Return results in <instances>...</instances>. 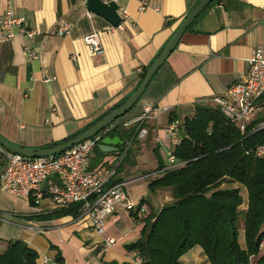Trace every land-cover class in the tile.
<instances>
[{
  "label": "crops",
  "instance_id": "crops-1",
  "mask_svg": "<svg viewBox=\"0 0 264 264\" xmlns=\"http://www.w3.org/2000/svg\"><path fill=\"white\" fill-rule=\"evenodd\" d=\"M8 1L17 15L25 17V27L36 34L27 38L15 28L12 39L0 42V135L20 147L37 149L73 135L120 106L200 0H151L143 11L138 0H114L128 16L123 20L124 29L112 32L103 29L109 22L101 16H87L82 0H0V17ZM58 21L71 25L67 35L54 33ZM92 31H98L102 47L96 55L89 53L83 41ZM257 45L264 50V0H212L189 24L139 100L114 121L119 127L106 129L102 140L111 148H95L89 155V170H117L115 176L127 182L126 192L137 208L147 197L149 179L143 177L154 173L157 166L152 150L157 147L160 151V144L168 143L165 127L170 118L181 122L199 104L216 107L213 98L226 96L229 87L247 73L248 59ZM25 46L35 58L29 57ZM46 78L49 80L44 81ZM146 102L168 107V111L145 123L147 138L133 141L132 154L116 169L134 128L120 125L139 115ZM259 107L264 113V107ZM3 168L0 155V173ZM168 196L167 192L153 195L156 201ZM148 204L150 210L156 208L150 201ZM44 205L49 208L47 201ZM156 205L158 210L162 204ZM150 210L146 207L144 214ZM0 212L17 223L32 208L27 199L0 189ZM32 221L43 232L0 223V253L7 241L20 239L37 252V264L43 256L53 261L61 256L63 264H130L135 252L124 245L139 237L142 226L141 219L122 206L105 219L102 234L89 228L84 219L71 216ZM105 237L114 238V244L104 247ZM238 240L244 246L242 226ZM180 261L211 264L198 245Z\"/></svg>",
  "mask_w": 264,
  "mask_h": 264
},
{
  "label": "trees",
  "instance_id": "trees-1",
  "mask_svg": "<svg viewBox=\"0 0 264 264\" xmlns=\"http://www.w3.org/2000/svg\"><path fill=\"white\" fill-rule=\"evenodd\" d=\"M145 72L141 73V80ZM260 101L259 105L264 107V94ZM111 110L73 135L43 148L76 137ZM260 123L263 126L257 128ZM133 133L134 128L129 135ZM259 149L264 150V113L259 112L241 133L218 107L196 105L194 114L181 121L180 141L174 147L176 159L184 164L161 171L164 158L157 147L152 150L157 162L153 171L161 172L149 179L147 189L153 195L167 192L171 201L143 216L138 210L145 200L139 202L137 210L131 211L132 216L142 221L139 237L124 248L142 256L144 264H182L180 257L196 245L211 264H264V153L258 155ZM131 154L128 148L116 169ZM121 180L114 175L109 183ZM240 185L247 194L244 208ZM28 202L33 205L31 199ZM81 211L82 203L76 202L22 218L37 221L76 218ZM241 226L244 246L238 240ZM21 242L25 260L18 248L7 241L6 249L0 253V264H37V252ZM55 261L63 264L61 256H56Z\"/></svg>",
  "mask_w": 264,
  "mask_h": 264
},
{
  "label": "built area",
  "instance_id": "built-area-1",
  "mask_svg": "<svg viewBox=\"0 0 264 264\" xmlns=\"http://www.w3.org/2000/svg\"><path fill=\"white\" fill-rule=\"evenodd\" d=\"M86 2L87 0H82ZM114 1V0H112ZM151 0H138L139 10L143 11L149 7ZM115 2V1H114ZM158 7H156L157 9ZM88 17L93 12H86ZM121 21L118 25L106 24L103 29L107 31H122L124 29L123 20L128 16L127 10H118ZM26 19L24 16L17 15L8 1V5L0 17V42H5L15 36V28L18 32L27 38H33L36 34L34 29L25 27ZM71 25L66 21H58L54 33L67 35ZM83 41L91 55L101 52L102 47L98 31H92L83 37ZM25 51L31 58L36 54L25 46ZM53 79V77H51ZM49 78L44 79L48 81ZM264 94V50L257 45L253 48L248 59L247 73L230 87L228 94L222 97H214L216 107L230 122L235 123L240 132L245 131L246 125L252 121L260 112L258 100ZM168 107H159L156 104L146 102L143 111L136 117L124 121L120 126H134V133L131 138L125 142L121 152V158L125 151L131 146L133 141H144L148 135L146 122L157 119L162 113H166ZM180 126L178 120L170 121L165 132L168 137V143L160 144V151L164 158L165 165L161 171L180 167L183 161L176 159L174 147L180 141ZM260 123L257 128H261ZM119 126L112 122L95 135L87 138L57 156L44 158H31L18 153L5 150L0 146V155L4 160V168L0 173V189L25 198L33 202L32 213L41 214L45 211L65 207L69 204L81 202V214L74 219H84L88 222L89 228L98 234L104 230L105 219L113 213L117 206H122L128 211H136V204L129 200L126 192V181L111 184L110 179L115 175V170L109 172L103 169L89 170V155L103 139L106 129L118 128ZM255 130V129H254ZM263 149H259L257 154L262 155ZM155 171L152 174L160 173ZM93 197V198H92ZM49 203V208L44 202ZM139 215H144V209L139 208ZM29 214V215H30ZM17 222L10 218L9 214L0 212V223L16 224L25 229H33L43 232L42 227H37L32 220L23 219ZM115 239L105 237L104 247L113 245ZM49 257L43 256L41 264H46ZM53 264H57L53 261ZM130 264H144L142 256L135 253Z\"/></svg>",
  "mask_w": 264,
  "mask_h": 264
},
{
  "label": "water",
  "instance_id": "water-1",
  "mask_svg": "<svg viewBox=\"0 0 264 264\" xmlns=\"http://www.w3.org/2000/svg\"><path fill=\"white\" fill-rule=\"evenodd\" d=\"M211 1L212 0H200L195 5V7L182 20V22L177 27V29L175 30L169 41L166 43V45L163 47V49L156 57V59L147 68L140 84L136 87L134 92L120 106L110 111L97 123L93 124L88 129L78 134L76 137L68 141H65L61 144L48 148L33 149V148L20 147L18 145L9 142L1 135H0V146L9 152L18 153L26 157H31V158L50 157L66 151L73 145L87 138H90L91 136L95 135L96 133L106 128L109 124L117 120L119 117L123 116L139 100L141 94L145 90L151 78L158 70V68L164 63V61L169 56V54L173 51L177 42L179 41L180 37L189 26V24L194 20V18L197 15H199V13L203 10V8L206 5H208ZM85 4L89 11L101 16L102 18H104L109 23L115 26L118 25L119 22L121 21V18L118 14L119 6L116 2L112 0L109 1L87 0ZM108 145L109 144L105 140H101L100 143L97 145V148L105 151L108 150L107 148H111ZM10 246L11 247L16 246L20 252L21 257L25 260V253L20 239H11Z\"/></svg>",
  "mask_w": 264,
  "mask_h": 264
},
{
  "label": "rangeland",
  "instance_id": "rangeland-1",
  "mask_svg": "<svg viewBox=\"0 0 264 264\" xmlns=\"http://www.w3.org/2000/svg\"><path fill=\"white\" fill-rule=\"evenodd\" d=\"M153 176H155L154 174H152V173H150V175H147V176H145V177H143L144 179H150V178H152ZM143 179V180H144ZM139 181V180H138ZM145 181H147V180H145ZM135 182H137V181H135ZM132 183H134V182H132ZM129 184L128 186H127V189L131 186V185H133V184ZM241 186V185H240ZM242 187V193H243V195H244V193H245V191L243 190L244 189V187L243 186H241ZM146 189H147V186H146ZM169 195V194H168ZM130 200V199H129ZM145 203L143 204V206L141 205V207L143 208V209H146V207H147V210L149 209L150 210V208H149V204H148V202L150 201V203H152V205L154 206V207H156L157 208V205L156 204H158V206L160 205V204H166V203H168V202H170L171 201V198H170V196H168L167 198H165V199H163V200H161V201H156V198H154L153 197V194H151L149 191H148V189H147V197H145ZM156 201V202H155ZM134 204H137V203H135V202H133ZM246 205V204H245ZM244 204H242L241 205V208H244V206H245ZM146 206V207H145ZM156 208H154V210L156 209ZM14 221V220H13ZM4 223V222H3ZM2 223V224H3ZM4 224H7V225H10V223H4ZM11 226H13V225H11ZM19 227V226H18ZM20 229H22L21 227H19ZM262 228H263V230H264V222H263V224H262ZM256 261V258L255 257H253V258H251V262L252 263H254ZM46 264H53V260L49 257V261H48V263H46Z\"/></svg>",
  "mask_w": 264,
  "mask_h": 264
}]
</instances>
